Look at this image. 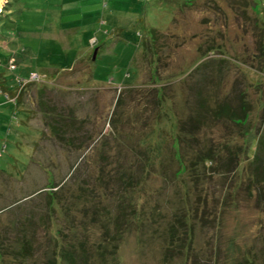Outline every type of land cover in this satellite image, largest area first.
<instances>
[{"label": "rangeland", "instance_id": "rangeland-1", "mask_svg": "<svg viewBox=\"0 0 264 264\" xmlns=\"http://www.w3.org/2000/svg\"><path fill=\"white\" fill-rule=\"evenodd\" d=\"M263 159L264 0L3 2L0 264H264Z\"/></svg>", "mask_w": 264, "mask_h": 264}, {"label": "trees", "instance_id": "trees-1", "mask_svg": "<svg viewBox=\"0 0 264 264\" xmlns=\"http://www.w3.org/2000/svg\"><path fill=\"white\" fill-rule=\"evenodd\" d=\"M6 2L8 3V0H6ZM2 9H5V6L2 8ZM2 11V10H1ZM12 66H10V65H8V67H9V69H13V68H15L14 67V64H13V62H12V64H11ZM37 76V75H36ZM36 79H37V77H36ZM35 81V80H34ZM3 88L5 89V87L3 86ZM12 94H14V93H12ZM5 97L8 99V100H12V102H14V103H20V102H22V97H23V91H18L17 93H15L14 94V96H6L5 95ZM242 105V104H241ZM245 105V104H244ZM238 109H239V107H237ZM236 108V109H237ZM236 109H233V110H236ZM220 110H222V108H220ZM223 111V110H222ZM242 111V110H241ZM245 111H244V108H243V111L242 112H240V111H238V112H235V113H239V115H242L243 113H244ZM58 123V122H57ZM183 124V125H182ZM182 124H180L182 127L184 126V125H186L185 123H182ZM53 125H55V124H53ZM53 127H55V126H52V128ZM186 128V127H185ZM190 128V127H189ZM192 128H194L195 129V127H192ZM187 129V128H186ZM40 132V133H39ZM181 133L182 132H180V131H178V134L179 135H181ZM37 134H38V136H44V132L42 131V130H37ZM37 144L35 143L34 144V146H36ZM139 148V147H138ZM141 149V148H140ZM140 149H137V151H138V154H139V157H144V152H141V151H143V150H140ZM149 151H146L145 152V154H147ZM137 153V152H136ZM141 155V156H140ZM206 157L205 158H203V160H204V164L206 163V164H208V163H212L213 162V155L211 154V153H206ZM199 159H201V157H199ZM264 160V159H263ZM202 161V160H201ZM213 166L215 165V167H216V162H214L213 164H212ZM113 166V165H112ZM111 166V167H112ZM119 165H117V167H115L113 170H112V173L113 172H115L116 173V175H115V177L118 179L117 180V182L120 184V186H122V185H125V184H129V180H128V178H126L125 177V174L127 173V167H125V166H121V167H118ZM219 166H222L221 164H219ZM258 167V166H257ZM126 168V169H125ZM217 169V168H216ZM3 169H0V180H3V179H12L11 177H10V175L8 174H5V175H2L1 174V171H2ZM218 170V169H217ZM105 171V169H104V167L102 166L100 169H99V173H101V175H103V176H105L106 174H107V177H108V173L106 172L105 174H103V172ZM109 174H110V172H109ZM123 175V176H122ZM127 179V180H126ZM128 181V182H127ZM57 186V185H56ZM121 188V187H120ZM0 189H3V191L4 190H6V189H8V188H6V186H2V187H0ZM12 190H7V192L8 193H6V194H4L3 192H0V198H2L3 196H5V197H7V196H9L8 194H12V192H11ZM28 195L27 196H24L23 195V198L22 199H20V200H15V199H10L11 201H12V203H10L9 205H6V206H4L3 208H1L0 209V213L1 212H4V211H6L5 209H7V208H9V206H10V208H14V207H16L18 210H17V212L19 213V210H21V211H23L24 210V208L25 207H23L22 205H24L23 203L24 202H26L27 200H28ZM121 203V202H120ZM125 214H124V211L122 212L121 211V213H120V217H119V219H120V221L123 219V221H124V218L125 217H123ZM34 218V216H32L31 214H28V215H23V217H21V218H15V219H13V220H10V221H8V223H3V224H1V222H0V226L1 227H5V229H4V232H3V237H6L5 239H3V240H0V252H5V253H8V255L10 256V257H8V259H14V258H16V257H23V258H29V256H31L32 254H30V252H35L37 249L36 248H34V250H33V247H32V242L33 241H36L35 239H36V237H35V235H37V232L35 231V229H33V227H35V226H33L32 227V230L30 229V231L28 232L27 231V226H29V224L32 222V219ZM24 220V224H25V226H26V229H25V226L23 225V223H22V221ZM36 220V219H35ZM30 221V222H29ZM50 221H51V219H49V221L48 222H46V225L47 226H49L47 223H50ZM127 222H128V220H126V224H127ZM179 223V225H180V223H181V221H179L178 222ZM32 224H34V222H32ZM173 224H170V227L172 226ZM173 227V226H172ZM118 228L121 230L122 229V225H119L118 227H117V229H116V231H118ZM38 229V228H37ZM171 229V228H170ZM178 230H179V226H178ZM115 231V232H116ZM179 232H180V230H179ZM170 234H169V236H168V241H169V244L170 243H172V241L175 239V238H177V237H179V236H181V234L179 233L178 234V231H177V233L175 234L174 232H173V230L171 229V231L169 232ZM173 233H174V235H173ZM108 234V233H107ZM106 233L104 234V236H106L107 235ZM109 235V234H108ZM115 235H117V232H116V234ZM114 235V236H115ZM185 235H187V234H185ZM109 237H110V235H109ZM57 240H55V242H57V251L56 252H58V253H62V254H65V252L66 251H68V249H66V250H64V248H63V246H61L60 247V242L58 243V238L57 237H55ZM102 239H105V237L103 238V236H102ZM53 241V243H54V240H52ZM60 241V240H59ZM101 242H102V240L101 239H99V241H97L96 243H97V245H100L101 244ZM1 246L3 247V248H1ZM166 249H167V251H168V253L171 251V246H168V247H166ZM70 251H68V253H69ZM71 253H69L67 256H64L63 255V259H65V261H68L67 262V264H74L73 262H71V260L73 259L74 261H75V259L74 258H72V257H70L71 255H70ZM55 258H57V257H55ZM76 264V263H75Z\"/></svg>", "mask_w": 264, "mask_h": 264}, {"label": "crops", "instance_id": "crops-1", "mask_svg": "<svg viewBox=\"0 0 264 264\" xmlns=\"http://www.w3.org/2000/svg\"><path fill=\"white\" fill-rule=\"evenodd\" d=\"M28 112H29V111H28ZM30 114H31V112H30ZM30 114H29V116H30ZM28 121H29V118H27L26 121H22V120H20V122L23 123V124H25V125H28ZM7 173H8V172L5 171V170H2V171H1V174H2V175H5V174H7ZM7 175H8V174H7Z\"/></svg>", "mask_w": 264, "mask_h": 264}, {"label": "water", "instance_id": "water-1", "mask_svg": "<svg viewBox=\"0 0 264 264\" xmlns=\"http://www.w3.org/2000/svg\"><path fill=\"white\" fill-rule=\"evenodd\" d=\"M6 0H0V9H1V6L3 4V2H5Z\"/></svg>", "mask_w": 264, "mask_h": 264}, {"label": "built area", "instance_id": "built-area-1", "mask_svg": "<svg viewBox=\"0 0 264 264\" xmlns=\"http://www.w3.org/2000/svg\"><path fill=\"white\" fill-rule=\"evenodd\" d=\"M11 64H12V62L9 63L10 66H12Z\"/></svg>", "mask_w": 264, "mask_h": 264}]
</instances>
